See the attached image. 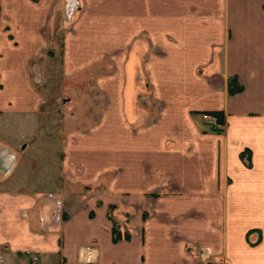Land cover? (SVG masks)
<instances>
[{
  "label": "crops",
  "instance_id": "obj_1",
  "mask_svg": "<svg viewBox=\"0 0 264 264\" xmlns=\"http://www.w3.org/2000/svg\"><path fill=\"white\" fill-rule=\"evenodd\" d=\"M82 246L264 264V0H0V264Z\"/></svg>",
  "mask_w": 264,
  "mask_h": 264
},
{
  "label": "rangeland",
  "instance_id": "obj_2",
  "mask_svg": "<svg viewBox=\"0 0 264 264\" xmlns=\"http://www.w3.org/2000/svg\"><path fill=\"white\" fill-rule=\"evenodd\" d=\"M58 42H59V40H58V38H56L55 41H54V44L52 46L49 45L50 46L49 48H53L54 52H55V57H54V60L52 61V63L54 65L53 64L52 65H48V67H47L48 63L44 64V67L47 70H50V67H52L51 71L54 74V78L56 77V67H57V63H58L57 62L58 58L56 57V56H58V54H57ZM51 78L53 79V76L50 77V79ZM86 78L87 77L79 78V79H75V80H68L65 84L61 85V87H60V84H57V85L53 84L52 80H51V83H49V80H48V85L46 87L47 96L48 97H54L55 99L58 97L59 100H60L61 97H66V96L70 97V95L73 94V93H79V92H83V91L91 93L92 89L89 86H86L85 84H83V80H85ZM55 83H56V78H55ZM56 103H58V101H56ZM217 128L218 127H216V129ZM211 130H212V128H211ZM218 130H219V128H218ZM213 131L216 132V130H213Z\"/></svg>",
  "mask_w": 264,
  "mask_h": 264
},
{
  "label": "built area",
  "instance_id": "obj_3",
  "mask_svg": "<svg viewBox=\"0 0 264 264\" xmlns=\"http://www.w3.org/2000/svg\"><path fill=\"white\" fill-rule=\"evenodd\" d=\"M201 117L212 130H218V128L221 130L223 128V126L218 124L216 117L209 114H202ZM216 127L218 128L216 129ZM76 258L80 264H93L95 262V251L91 246H82L78 248ZM35 261L36 259L32 258L31 264H34Z\"/></svg>",
  "mask_w": 264,
  "mask_h": 264
},
{
  "label": "trees",
  "instance_id": "obj_4",
  "mask_svg": "<svg viewBox=\"0 0 264 264\" xmlns=\"http://www.w3.org/2000/svg\"><path fill=\"white\" fill-rule=\"evenodd\" d=\"M48 54L51 55L50 52ZM231 84L232 85L230 86V89H229L230 94L231 93H237L240 91V88L237 85L235 87V85H234L235 83L232 82ZM211 115L217 118V122L220 126L224 125V118H223V114L221 112L212 113ZM220 131H222V130H216V132H220ZM247 160H248V158L246 159V161ZM111 235H112L113 241H116L119 239V235L114 229L111 230Z\"/></svg>",
  "mask_w": 264,
  "mask_h": 264
}]
</instances>
